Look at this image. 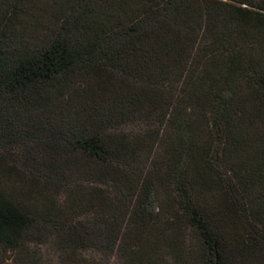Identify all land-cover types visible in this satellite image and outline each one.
I'll return each mask as SVG.
<instances>
[{
	"label": "trees",
	"instance_id": "1",
	"mask_svg": "<svg viewBox=\"0 0 264 264\" xmlns=\"http://www.w3.org/2000/svg\"><path fill=\"white\" fill-rule=\"evenodd\" d=\"M0 263L264 264V0H0Z\"/></svg>",
	"mask_w": 264,
	"mask_h": 264
},
{
	"label": "rangeland",
	"instance_id": "2",
	"mask_svg": "<svg viewBox=\"0 0 264 264\" xmlns=\"http://www.w3.org/2000/svg\"><path fill=\"white\" fill-rule=\"evenodd\" d=\"M97 256H98V255H96L94 258H96V259H97ZM0 264H1V263H0Z\"/></svg>",
	"mask_w": 264,
	"mask_h": 264
}]
</instances>
